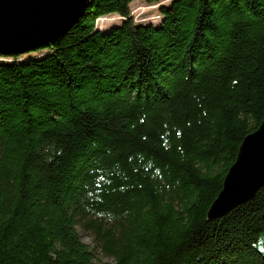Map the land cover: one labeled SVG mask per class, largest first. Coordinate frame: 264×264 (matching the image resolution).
<instances>
[{
    "label": "trees",
    "instance_id": "16d2710c",
    "mask_svg": "<svg viewBox=\"0 0 264 264\" xmlns=\"http://www.w3.org/2000/svg\"><path fill=\"white\" fill-rule=\"evenodd\" d=\"M134 1L0 54V264H96L78 227L113 264H264V186L208 218L264 119V0Z\"/></svg>",
    "mask_w": 264,
    "mask_h": 264
},
{
    "label": "water",
    "instance_id": "95a60500",
    "mask_svg": "<svg viewBox=\"0 0 264 264\" xmlns=\"http://www.w3.org/2000/svg\"><path fill=\"white\" fill-rule=\"evenodd\" d=\"M92 0H0V54L10 55L64 36ZM264 186V119L243 140L208 218L227 215L253 199Z\"/></svg>",
    "mask_w": 264,
    "mask_h": 264
},
{
    "label": "rangeland",
    "instance_id": "374dc122",
    "mask_svg": "<svg viewBox=\"0 0 264 264\" xmlns=\"http://www.w3.org/2000/svg\"><path fill=\"white\" fill-rule=\"evenodd\" d=\"M171 0H161V2L169 3ZM132 11L135 14V17L139 21H143L145 23L152 22L154 24H160L162 20V16L158 12L155 6L150 5L145 0H135L132 4ZM118 14L113 13L110 15H106L100 17V19L96 20V24L100 28H109L111 25L116 24L120 21L118 19ZM78 231L80 232L82 239L84 242L90 245L96 252V264H113L114 259L112 257L106 256L102 253L100 247L94 241V238L84 231L82 228L78 227Z\"/></svg>",
    "mask_w": 264,
    "mask_h": 264
}]
</instances>
